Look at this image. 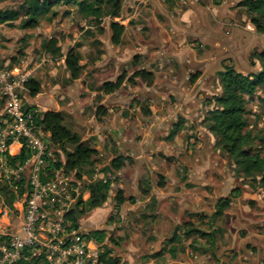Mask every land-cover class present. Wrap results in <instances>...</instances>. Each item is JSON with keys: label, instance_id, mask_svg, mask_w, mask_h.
I'll use <instances>...</instances> for the list:
<instances>
[{"label": "rangeland", "instance_id": "374dc122", "mask_svg": "<svg viewBox=\"0 0 264 264\" xmlns=\"http://www.w3.org/2000/svg\"><path fill=\"white\" fill-rule=\"evenodd\" d=\"M241 1L122 0L117 20L124 31L120 43L113 45L108 8L99 19H80L74 7L48 0L38 26L22 29L29 0H0V10L19 12L16 21L0 23V69L32 71L40 92L37 98L22 94L25 108L39 105L41 111L63 112L65 126L95 151L98 164L92 178L110 181L104 205L87 211L78 223L86 236L106 232L101 243L91 238L99 252H107L104 260L264 264V192L236 172L214 147L203 123L213 96L220 94L219 72L226 66L244 74L260 68L258 62L250 63L249 55L264 49V33L256 32ZM51 38L59 39L62 55L45 52L44 43ZM72 48L81 66L74 80L64 65V55ZM140 69L153 75L151 85L133 77ZM118 79L120 85L112 93L100 89ZM247 109V130L264 155L263 87ZM178 118H183V128L168 139ZM58 157L64 160L61 151ZM115 157L123 158L124 166L103 172ZM118 189L127 201L115 207ZM224 198L230 203L212 222L216 202ZM8 202L0 193V211L12 209ZM188 214L196 227L217 231L212 248L204 239L186 238L178 230ZM18 223L13 215L0 214V228ZM174 234L179 241L168 243Z\"/></svg>", "mask_w": 264, "mask_h": 264}, {"label": "trees", "instance_id": "16d2710c", "mask_svg": "<svg viewBox=\"0 0 264 264\" xmlns=\"http://www.w3.org/2000/svg\"><path fill=\"white\" fill-rule=\"evenodd\" d=\"M169 2L170 0H165ZM55 4H65L75 8V12L80 19H99L103 16L105 8H108L107 14L114 19L121 14L122 0H54ZM48 0L39 2L38 0H29L24 19L21 20L19 27L22 29H32L38 26L39 17L47 11ZM240 6L243 7L250 23L254 26L257 33H264V0H242ZM19 18V12L7 9L0 10V23H9ZM110 20V41L113 45H118L124 31V26L119 22ZM44 50L51 55H62L59 48V39L51 38L44 43ZM250 63L254 61L260 65L259 71L256 73H242L235 70L231 66H226L218 73L220 94L213 96L212 104L207 110L203 119L207 130L214 137V147L221 153L226 155L232 162L236 172L244 178H248L260 187L264 192V155L260 148L254 144V139L247 130L248 128V103L252 100L254 94L259 88H264V49L259 52H252L249 55ZM80 56L74 48L69 49L64 55V65L71 79H78L80 75ZM12 67V66H11ZM10 67V68H11ZM133 77L140 78L151 85L153 75L144 70H136ZM120 85L118 79L115 83H104L100 89L104 93H112ZM25 93L30 97H35L40 92V84L38 80L30 78L25 85ZM29 108V107H27ZM100 111V110H99ZM33 122L44 132L49 133L50 146L54 149L55 156L58 152L64 154V166L67 172H73L77 179L82 176L91 180L87 184L89 197L86 200L77 199L74 208L67 213V217L71 225L78 227L79 218L87 211L102 207L109 198L111 187L109 180L93 179L92 175L96 171L98 164L93 157L95 151L81 137L69 130L64 122L65 115L61 111H39L33 115ZM183 118L173 123L168 134V139H173L183 128ZM10 143V142H9ZM71 145L73 149L67 150L66 146ZM26 149L21 148L20 152L10 158V162H22L26 157ZM59 166L60 163L55 164ZM51 166V165H50ZM49 166V167H50ZM124 166V159L115 157L111 160L107 167L102 168L103 172L118 171ZM48 168V167H47ZM49 169V168H48ZM0 193L12 203L14 195L8 186H0ZM142 193L148 195V190L143 189ZM126 200L122 190L118 189L113 196L115 207H119ZM229 198L217 200L216 210L213 213L212 222L222 214L224 208L229 205ZM201 220L202 216H198ZM178 230L186 238L198 237L204 239L211 248L216 241V230L204 231L195 226L194 216L188 214L182 218ZM88 238L94 239L97 243H101L107 237L104 230H96L89 233ZM179 236L174 234L168 239V243H176ZM169 253H174V247L169 248ZM107 252H100L99 261H106V264H113L111 258L104 260Z\"/></svg>", "mask_w": 264, "mask_h": 264}, {"label": "built area", "instance_id": "2783aa9c", "mask_svg": "<svg viewBox=\"0 0 264 264\" xmlns=\"http://www.w3.org/2000/svg\"><path fill=\"white\" fill-rule=\"evenodd\" d=\"M31 74L18 67L0 69V182L14 195L12 209L2 208L0 214L19 220L16 227L0 228V264H99V246L67 217L78 198L89 196L91 180L67 172L49 133L34 124L39 109L25 108L22 98ZM13 143L19 152L26 149L21 163L10 162L16 155Z\"/></svg>", "mask_w": 264, "mask_h": 264}, {"label": "crops", "instance_id": "0c3cea01", "mask_svg": "<svg viewBox=\"0 0 264 264\" xmlns=\"http://www.w3.org/2000/svg\"><path fill=\"white\" fill-rule=\"evenodd\" d=\"M38 94L35 97H33V98H37L38 97ZM36 107H38V109H39V105L36 106ZM39 111H41V110L39 109ZM44 111H46V110H44ZM11 148H12V150H14L16 152L15 154L17 155L18 152H19V145L16 144V143H13L12 146H11Z\"/></svg>", "mask_w": 264, "mask_h": 264}]
</instances>
